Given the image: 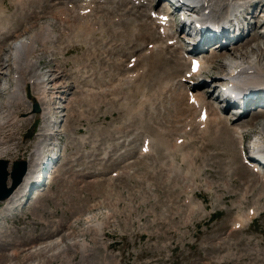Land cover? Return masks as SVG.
<instances>
[{"label": "rangeland", "instance_id": "374dc122", "mask_svg": "<svg viewBox=\"0 0 264 264\" xmlns=\"http://www.w3.org/2000/svg\"><path fill=\"white\" fill-rule=\"evenodd\" d=\"M23 1L0 0V103L5 100L3 86L7 84L10 89L15 85L12 67L8 65L12 55L10 43L38 33L44 25H51L55 35L50 34L43 43L38 40L34 56L36 62L39 60L37 74L49 82L51 90L56 86V90H50L54 102L50 117L54 135L48 138V143L50 149L58 144L59 157L51 169L42 168L43 178L34 176L33 184L26 186L30 187V192L18 199L21 204L15 206V210L6 209L7 205L1 201L0 264H264V196L259 199L262 189L260 186L251 189L250 197L246 198L243 195L245 178L234 174L226 164V160L233 159V164L239 165L242 151L246 152L244 142L236 144L239 156L229 150L222 157L214 140L215 127H212V142L210 138L204 140L200 134L191 139L180 134L174 136L173 133L178 132L174 129L175 121L169 116L172 109L166 103L168 96L164 94V103H161L151 84L145 92L146 100L130 88L131 84L125 98L120 95V101L111 99L112 104L100 103L98 97L85 89L97 76L93 69L102 65L82 59L86 51L82 44L65 54L61 38L72 34L59 22L58 13L50 14L52 10L46 13L45 8L52 5V0L42 4ZM155 2L156 10L165 9L166 5L157 8L163 0ZM259 11L255 8L254 16L252 12L248 14L253 17L247 19V25L251 22L249 28L254 32L239 43L255 34L260 43L264 41V36L258 34L260 28H264V11L260 16ZM247 31L246 27L243 34ZM140 43L144 48L150 45L143 41L137 44ZM228 45L231 51L237 44ZM240 48L237 51V56L243 58L240 62L256 56V47ZM205 51L204 55H213L212 49ZM132 55L134 53L127 51L119 58L125 61ZM216 60L212 69L201 77L222 75L227 67ZM123 68L121 65L118 73L123 72ZM60 71L66 75L58 76ZM102 72V79L115 74L114 68L102 69ZM32 76L34 79L29 80ZM35 77L33 71L25 77L33 103L29 106L25 102L16 110L22 118L17 122L19 129L0 134L10 139L15 136L0 146V150H9L6 157L9 171L13 162L30 157L47 128L39 113L33 112L37 104ZM67 84L76 87L65 91ZM204 88L213 87L206 83ZM206 96L216 97L213 92ZM119 106L123 111L116 109ZM1 107L0 115L6 114L7 108ZM253 108L242 109L245 113L240 120L245 124L243 133L249 137L260 130L263 121L250 123ZM229 111L231 109L224 113L231 118L233 114ZM158 131L165 134L164 142L158 140ZM181 139L186 143L176 148L174 143H182ZM155 144L156 152L152 146ZM140 152L142 156L138 158ZM49 157L52 154L45 155ZM123 165L127 166L126 170L130 166L127 172L121 169L122 172L111 173ZM38 181H42L39 187L35 185ZM99 183L102 185L98 186ZM252 211L255 215L248 218L249 223L241 227L234 225L236 220L247 219L246 214ZM75 241L73 247L70 246V242Z\"/></svg>", "mask_w": 264, "mask_h": 264}, {"label": "bare ground", "instance_id": "6f19581e", "mask_svg": "<svg viewBox=\"0 0 264 264\" xmlns=\"http://www.w3.org/2000/svg\"><path fill=\"white\" fill-rule=\"evenodd\" d=\"M16 1L21 2L23 0ZM29 1L30 0H28V2ZM34 1L40 2L42 4V2L45 0ZM192 1L196 2V4L203 5L206 11H210L218 16H221L226 12H230L232 14L237 13L240 8H243L244 6L246 7L245 10H248V12L246 15H242V19L239 20L238 24L225 23L222 31L205 28L204 32H202L201 42L194 45V47L185 49L182 47L181 42L184 35L190 34L188 25L185 24V22H182L181 25L179 24L177 26L171 25L169 22L163 23V16L167 15L170 17V19H172L174 13L169 11L167 4L164 7L165 9L156 10L155 0H52V5L50 6L49 4V6L45 8V11L46 13H49L50 10H52L50 14H53L54 12L58 13L57 15L59 16V22L63 24V26L65 25L64 27L67 30L71 31L72 35H67L61 38V44H63L66 49L65 54H68L71 51V48H77L76 45L82 44L86 47V51L83 54L82 59L90 61L91 63L94 61L102 65L99 69L97 66V68L93 69L94 76H97L91 81L90 86L88 84V89H85L87 92H90L98 97L100 103L107 105L112 104L113 100L110 102L111 99L120 101V99H122L120 95H123V98H125L129 93L128 88L131 84L132 86L130 88H133L135 92L138 91L141 93L142 98L146 100L147 94L145 92L148 90V85L151 84V86H153V88L155 87L156 90L155 92L153 91L154 95L157 94L160 96L159 99L161 100L164 94L168 95V93H170L168 95V102L166 101V103L170 104V108L172 110L169 112V116L176 123L174 125V129L178 133H173L174 136L178 135L179 137L180 134L187 137V139H191L195 138L197 134H200L201 138H204V140L210 138L209 142H212V127H215L214 140L218 143L217 147L220 149V154L222 157H225L229 150L235 152L237 156L238 148L236 144L238 141L241 144L244 142V139H252L255 137L258 141V145L264 146V41L260 43L258 41L259 37H257L255 34V37L247 39L245 42L243 41L239 43L241 39H244V37L247 38L249 34L252 36V32L254 31L250 30L249 28L251 22H249V25H247V19H252L254 16L253 10L255 8L260 9L259 14H257L260 16L262 11H264V0ZM24 4L25 3L23 1V5ZM254 4L258 5L252 7ZM250 12H252L253 16L248 15ZM232 14H227V16L231 17ZM262 24L264 27V21ZM258 25L259 26L257 29H259L261 23ZM246 27L248 28L247 34H243V32L246 30ZM77 32L78 35H75ZM52 33V26L47 24L42 27L41 31L39 29L38 33L33 32L29 37H20L12 40L9 46V50L11 49L10 51H12V55L9 59L10 63H8V65L12 67L13 82L15 85L10 89H8L7 84L3 86L5 100L0 103V106H2L1 108H7V110L6 114L2 113L3 115H0V134H4L6 130L13 131L19 129V125L17 124L22 118H20L16 110L24 106L25 102H28L29 106L32 102V100L29 99L28 83L25 80V77L31 71H33L34 75H36L34 80V88L36 90L35 92L37 93V104L35 103V105L39 107V117L43 118V121L46 123L45 127L47 126L41 135L43 139H41L35 146V151L30 155L29 158H24V160L27 162L28 170L22 183L7 199L2 200V203L7 205L6 209L11 211L15 210V206H19L21 204L20 200L30 192V187L26 186H31L33 184V178L38 173V168L40 166L39 162L43 159L42 162L44 163L46 159L44 155L46 150L43 149L45 148L44 144L46 146H50L51 144L48 143V138L51 137V135H54V132L51 130L52 121L50 118L52 110L54 109L52 107L54 102H52L50 98V90L52 86L51 88L48 87L49 82L44 81L37 74L36 65L39 60L36 62L34 56L35 51L37 50V41H45ZM258 34L264 36V30L260 28ZM101 41L102 43L98 44ZM142 41L148 42V44H150L149 46L151 47L147 45L146 48H144L141 43L137 44ZM113 42L115 43V46H113ZM230 42L237 44L232 48L231 51L228 50L230 49L228 47ZM103 44L104 47L100 48L99 46ZM212 46L214 47V49L211 51L213 55L211 57L204 55V53H206L205 50ZM240 47H247V49L249 47H256L257 50L254 51L256 56L249 57V60L246 62H240L243 60V58L237 56V51ZM116 49L118 51L115 52ZM244 50L246 49L244 48ZM127 51L134 53L132 57L135 59H130L129 57L128 60L123 61L122 58H119V56L126 55ZM116 56L118 58H116ZM197 56L202 57L201 67L198 72L193 73L191 72V65L193 59H195ZM215 58L219 60L222 65H226V70H228L229 76L232 74H240L246 77H253L247 92H242L244 95L237 99H232L231 97L225 98V100L232 102V105L230 104V106L228 104H221V102L224 100H221L216 94L218 92L216 91V87H214L212 91H210V88L204 91L200 86L206 81L203 79L199 80L198 78H194L195 76L199 77L204 72L208 71L211 65L214 64ZM231 59L232 61L229 62ZM112 60H115V62L118 61L117 65H114ZM121 65L124 66L123 72L118 73ZM106 68H114L115 74H111L109 78L102 79L104 78L102 77L104 74L102 69ZM216 70L217 68L215 71ZM63 72L64 71L58 72V76L61 75L60 77H64L66 74ZM214 75L215 77H222V75L218 73H215L211 76ZM208 77L210 76H206V78ZM55 78H53V80ZM191 78H194V83H190ZM30 79H34V76L30 77L29 80ZM215 82L217 81H214L213 83ZM218 82H222V79H220ZM72 87L76 86L67 84L65 86V91L70 90ZM53 88V91L56 90V86H53ZM7 89L9 91H7ZM232 90L234 92L236 91V89ZM206 92H213L215 93L216 97L213 96L209 98V96H206V94H208ZM52 93L54 92H51V94ZM131 95L128 96L131 97ZM245 95H247L245 99L241 98ZM100 103L97 101V104ZM252 106L254 107L253 110L255 111L254 117L250 120V123L257 121L258 119H263V121L259 125L260 130L253 136L249 137L243 133V127H245V124L241 123V119L245 111ZM238 108L240 109L239 112L235 110ZM116 109L121 110L122 108L119 106V108ZM229 109L232 111L229 112L233 114V117L231 118L227 117L224 113V111H228ZM242 109H245V111H242ZM121 111H123V109ZM168 111H170V109ZM205 111L207 114L206 118H202V114ZM171 128L172 131H174L173 126ZM12 134L13 133L11 132L9 136H12ZM14 138L15 136L12 139ZM143 138H145V136ZM158 138V140L164 142L165 134H159ZM12 139L7 138V136L3 138L2 135H0V146ZM175 139L177 140V138ZM185 140H183L182 143H178L177 141L174 143V146L176 148L183 147V144L186 143ZM142 141L144 142V140ZM152 146H154V152H156L158 147L157 144ZM2 149L0 150V159H6L7 155L9 154V150ZM138 155L139 158L142 156V153ZM192 157L194 159L195 156ZM53 158H56V156L53 157L52 155V157H49L48 159ZM54 160H51L45 164L43 168L51 169L52 165L54 164ZM228 160H226V164L230 166L231 171L234 174H241L245 178V191L243 195L246 198H249L250 196L248 195L250 194L251 189L260 186L262 190L260 192L259 199L263 197L264 170L260 169L255 155H253L250 151H242L241 158L238 159L239 165L233 164V159H230L229 161ZM126 167L127 166L123 165V167L121 166L120 168L114 169L111 171V173L122 172L121 169L123 170V173L124 171L127 172L130 166L127 170ZM41 182H37L35 185L39 187V183ZM97 185L99 186L102 184L99 183ZM89 186L90 185H88V187ZM19 198L20 200L18 202ZM239 205H241V202H239ZM254 215L255 212L253 211L252 214L247 213V219H243L242 221L236 220L234 225H240L239 227H241L244 224L249 223L248 218L254 217ZM244 216L245 215H243V217ZM96 227L98 228L99 225L97 224ZM58 242L60 243V241ZM75 243L76 241L70 242V246L73 247Z\"/></svg>", "mask_w": 264, "mask_h": 264}, {"label": "water", "instance_id": "95a60500", "mask_svg": "<svg viewBox=\"0 0 264 264\" xmlns=\"http://www.w3.org/2000/svg\"><path fill=\"white\" fill-rule=\"evenodd\" d=\"M39 111V107L35 106ZM27 172V164L24 161L14 162L12 167L11 177L12 185L8 187L7 180L9 176L8 161L0 160V200H4L9 197L14 190L22 183L25 173Z\"/></svg>", "mask_w": 264, "mask_h": 264}, {"label": "snow or ice", "instance_id": "6c2138e0", "mask_svg": "<svg viewBox=\"0 0 264 264\" xmlns=\"http://www.w3.org/2000/svg\"><path fill=\"white\" fill-rule=\"evenodd\" d=\"M193 70H195V68Z\"/></svg>", "mask_w": 264, "mask_h": 264}]
</instances>
